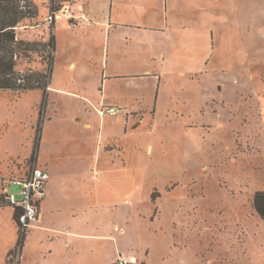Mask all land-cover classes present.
I'll list each match as a JSON object with an SVG mask.
<instances>
[{"label": "rangeland", "instance_id": "1", "mask_svg": "<svg viewBox=\"0 0 264 264\" xmlns=\"http://www.w3.org/2000/svg\"><path fill=\"white\" fill-rule=\"evenodd\" d=\"M67 3L79 8L67 0L34 3L38 25L20 30L21 38L31 41L56 35L46 100L42 90H0V206L8 204L5 192L23 199L22 186L11 181L25 178L39 155V166L48 163L50 172L52 162L63 164L59 174L69 194L62 195L63 211L54 214L44 210L45 198V217L72 222L69 209L76 207V221L100 224V237L75 245L76 255L50 244L39 231L28 239L21 264H117L122 254L136 264H264V221L254 208L256 193L264 191V0H127L120 11L132 24L157 26L165 13L189 24L195 57L184 66V53L177 65L163 50L165 63L155 68L167 74L168 83L157 109L152 92H134L141 107L131 112L126 167L117 162L103 177L94 196L100 208L87 211L91 198L81 195L84 182L78 181L87 161L75 143L93 139L95 131L69 123L65 114L96 111L103 89L69 67L71 61L89 60L71 43L76 34L63 27L70 19L60 14L55 33L48 20ZM30 67L43 70L46 63L36 57ZM183 72L196 76L189 80ZM0 217L1 252L10 234L6 216ZM22 247L16 245L6 264H19Z\"/></svg>", "mask_w": 264, "mask_h": 264}, {"label": "crops", "instance_id": "2", "mask_svg": "<svg viewBox=\"0 0 264 264\" xmlns=\"http://www.w3.org/2000/svg\"><path fill=\"white\" fill-rule=\"evenodd\" d=\"M31 1L39 6L42 3L47 5L53 1L62 0H49L48 3L46 0ZM67 1L74 2L79 6L76 13L78 19L83 16L86 19L84 23L78 20L76 23L70 21L69 25L63 24V27L64 29H71L76 34L75 38H71V43L75 45L80 54H84L89 59L88 63L85 60L80 63L71 61L69 67L86 77H93L98 81V85H102L101 88L103 89L99 102L95 105L96 111H73L74 114L69 112L65 114L69 123L81 126L85 132L95 131L93 139L89 136L87 140L81 139L75 143L83 150L82 159L87 161L85 172L78 179V181L81 180L85 183L82 185L81 195L84 198H91L88 201V206L83 208L87 211L100 208L94 196L99 191L98 187L103 177H109L111 171L116 169L117 162L121 164V167H126L131 145V112L141 107L134 102V92L140 89L152 92L154 95L153 110H156L159 92L168 83L165 81L167 74L160 73L155 68L158 62L162 65L165 63L167 57L163 50L168 51L169 63L174 62L177 65H180L181 55L185 53L184 66H189L191 61H194L197 41L189 24L188 27L185 24L181 25L175 22L177 18L168 13H165L163 17L161 16L162 24L157 26L132 24L127 15L120 11L123 9L122 6L126 8L127 0ZM158 17L159 14L156 16V20ZM61 20L58 18L52 22L54 33ZM53 35L56 45V35ZM159 43L161 45H158ZM55 53L54 56H56ZM171 74L172 72L169 75ZM182 75H184L183 78H190L189 80L196 76L193 72H183ZM139 81L142 82L138 83ZM112 107H118L124 111L123 114L109 115L106 113V110ZM102 111H104L103 114ZM41 146L40 140L39 149ZM38 161L39 155L35 166L50 173L46 200L44 199V210H50L51 214L62 212L64 206L62 195L66 196L68 185L63 173L59 174L62 172L63 164L52 162L53 164L50 165L52 172H50L49 166L47 167L48 163L43 167L39 166ZM103 161L105 162V170L102 172L99 168L103 169L101 164ZM5 194L8 193L5 192ZM67 195H69L68 192ZM41 204L40 221L30 228L25 237L19 264L23 260V251L28 239L32 242L39 231L44 235L46 234V241L50 244L58 245L67 251L66 253L72 252L76 255H78V251L74 249L75 245L82 244L85 240H94L100 237V224L94 225L89 222L81 224L76 221L79 216L78 208L70 207L69 209L72 212V222L53 223L45 217L46 211L43 213ZM0 210V216H6L7 220V225L4 227L5 232L7 230L10 234L7 243L4 242L6 244L2 245L0 252V264H6L10 253L17 245L16 241H19V226L15 220V207L7 204L0 206ZM2 221L0 217V223H3ZM52 252L53 250L50 249L49 253L52 254Z\"/></svg>", "mask_w": 264, "mask_h": 264}, {"label": "trees", "instance_id": "3", "mask_svg": "<svg viewBox=\"0 0 264 264\" xmlns=\"http://www.w3.org/2000/svg\"><path fill=\"white\" fill-rule=\"evenodd\" d=\"M38 17L39 9L31 0H0V90L16 93L42 90L46 100L55 60V37L31 41L20 34V30L38 25ZM36 57L46 63L45 69L30 67ZM23 64L28 67L22 68ZM254 208L264 221V191L256 193ZM20 213L16 208L17 224ZM19 236L17 247L23 246L26 234L20 232Z\"/></svg>", "mask_w": 264, "mask_h": 264}, {"label": "built area", "instance_id": "4", "mask_svg": "<svg viewBox=\"0 0 264 264\" xmlns=\"http://www.w3.org/2000/svg\"><path fill=\"white\" fill-rule=\"evenodd\" d=\"M77 10L76 6L67 3L57 10L53 9L48 20L53 22L61 18V15L70 21L81 20L77 17ZM101 113L103 114L104 111ZM106 113L116 115L118 111L112 107ZM49 179L50 173L47 170L34 166L25 178L11 181L13 184L22 186L21 195L23 199L21 201H16L13 195H6L7 203L21 212L18 224L22 233L28 232L40 221V204L46 198ZM117 264H136V260L130 255L122 254L118 257Z\"/></svg>", "mask_w": 264, "mask_h": 264}]
</instances>
